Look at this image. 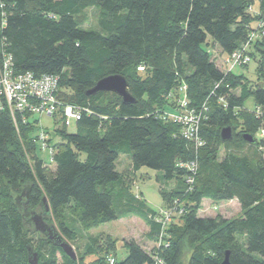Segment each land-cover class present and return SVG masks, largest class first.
<instances>
[{"label": "trees", "instance_id": "16d2710c", "mask_svg": "<svg viewBox=\"0 0 264 264\" xmlns=\"http://www.w3.org/2000/svg\"><path fill=\"white\" fill-rule=\"evenodd\" d=\"M89 8L98 12L97 31L80 27L78 17ZM260 21L264 0H258L255 12L253 0H0V59L9 55L18 73L58 76V99L80 111L75 133H67L60 120L53 121L59 126L53 132L45 130L49 138L58 137L49 146L53 169L37 155L39 120L18 114L15 127L8 111L0 112V264H29V247L38 264H85L82 256L71 259L24 225L20 199L26 198L32 211L43 197L49 223L70 209L73 222L63 214L55 226L66 243L79 232L76 225L89 228L128 215L144 221L152 252L123 242L126 257L118 262L115 254L103 252V264L109 257L114 264H153L154 256L163 264H220L225 251L231 264H264V140L249 144L241 138H255L264 126V36L248 50L257 61L254 85L233 70L221 71L208 51L209 44L225 56L238 50ZM112 75L126 79L133 103L124 104L110 92L86 94ZM182 83L190 107H207L199 131L204 145L198 148L161 116L175 105ZM249 97L252 110L244 107ZM224 127L233 135L225 143ZM245 146L253 152H245ZM221 148L225 153L219 158ZM121 155L129 157L134 173L141 168L156 173L161 208L177 202L183 210L159 247L157 210L125 184L117 170ZM191 162L194 172L180 166ZM205 199L236 200L241 213L229 221L199 217ZM237 235L244 237L243 250L232 248ZM219 240L229 247L217 246ZM110 246L116 252V241L108 236L89 238L83 254Z\"/></svg>", "mask_w": 264, "mask_h": 264}, {"label": "built area", "instance_id": "2783aa9c", "mask_svg": "<svg viewBox=\"0 0 264 264\" xmlns=\"http://www.w3.org/2000/svg\"><path fill=\"white\" fill-rule=\"evenodd\" d=\"M251 10V9H250ZM264 36V21L256 24L255 30L251 33L249 40L238 50L224 57L223 65L225 72H230L238 67L249 65L251 57L248 54L250 43ZM144 67H138L139 72H143ZM59 77L44 75L35 77L32 73H18L12 64L9 55L2 54L0 59V112L7 110L10 114L14 126H17V115L24 117V113L30 115V118L36 119L46 117L49 119L60 120L61 125L68 129L80 118V111L76 106L63 104L57 97ZM220 103L224 100L219 99ZM207 112L206 103L197 109L189 106L187 97V88L181 84L178 89V98L175 99V105L169 106L161 116L164 120L177 124L180 136L190 142L196 148L204 145L199 131L205 114ZM256 113L259 115V111ZM25 118V117H24ZM28 120V119H27ZM256 135L264 139V126H262ZM49 134L40 129L37 136V143L42 146H48L46 141ZM46 144V145H45ZM50 155L52 154V149ZM181 167L187 168L194 172L196 163L180 164ZM192 183V178L187 180ZM183 210L177 205V202L167 208H159L155 216V222L161 225V234L157 247L163 244V238L167 237L166 230L174 221L175 216H181ZM108 264H114V259L109 257ZM153 264H163L160 258L154 256Z\"/></svg>", "mask_w": 264, "mask_h": 264}, {"label": "rangeland", "instance_id": "374dc122", "mask_svg": "<svg viewBox=\"0 0 264 264\" xmlns=\"http://www.w3.org/2000/svg\"><path fill=\"white\" fill-rule=\"evenodd\" d=\"M4 6H2L3 8ZM258 10V0H253V11ZM80 27L84 30H98V12L95 8H89L84 10L80 16L78 17ZM208 51L211 54V59L216 64V66L221 70L224 71L225 67L223 65V60L225 55L222 54L217 46H214L212 44H209ZM257 68V61L256 59L252 60L249 65L238 67L237 69L233 70V74L243 75L246 80L251 84L254 85L257 83L255 70ZM244 107L252 110L253 109V99L252 97H249L244 102ZM9 113V112H8ZM26 113H24L25 115ZM10 115V114H9ZM39 122L37 125L38 131L37 134L40 131V128H43L42 130H47L49 132H53L55 128L59 127L58 124H54L52 119L46 118V117H40L38 118ZM76 127L73 124L70 128L67 129V133H75ZM258 133V132H257ZM38 136V135H37ZM50 142L48 143V146H42L41 143H37V155L46 163L51 165V156L49 150V146H53L58 142V137L53 133H51L50 136ZM255 139L257 141H260L261 138L259 135L255 136ZM264 140V139H263ZM46 145V144H45ZM51 149V148H50ZM245 152L251 154L254 149L249 148L247 146L244 147ZM261 155L264 160V148H261ZM225 153V149L221 148L218 156L219 158L223 157ZM53 169V166L50 167ZM117 170L122 175V178L124 179L125 184L131 188V192L133 195L138 196L140 199L146 202L147 206L152 210H158L160 207L163 206L162 198L158 191V184L155 180L156 173L154 171L148 170L146 168H141L139 172L134 173L132 171V167L130 164V159L126 155L119 156L117 160ZM171 205V204H170ZM200 213L199 215H202V217L205 218H213L216 216H220L223 219L229 221L232 219L237 218L240 213V207L237 201H226L224 203H218V204H210V203H204L200 207V210H198ZM197 212V213H198ZM66 214V219H68V222L71 221V217H73L71 211L69 208H67L64 212L60 211L56 216H52V222L56 225L57 219H62V215ZM64 216V215H63ZM178 216H175V220L178 222ZM56 219V220H55ZM70 219V220H69ZM52 223V224H53ZM76 228H78L79 232L76 233V237L72 239L71 241H68L67 244L70 245L73 248V251L75 253L76 259L79 258V256H82L84 258L85 264H103L100 257L102 256L103 252L109 251L113 256L115 254V259L120 262L122 261L126 255L127 250L123 244V242L128 241H134L139 246H141L144 250L151 253L153 250L154 244L149 242L147 238L148 234V228L144 221L137 215H128L123 219H119L117 221L108 222V223H101L94 225L93 227L89 228H83L81 225H76ZM109 237L112 240L116 241V252L115 249L112 248V246L109 247L108 250H105V247H99L97 251L90 256H86L84 253V244L88 241L89 238H102ZM33 237V246L36 248V238ZM167 237L163 238V244L167 243ZM219 243L221 246H224V248L229 247L228 245H224V242L219 240L217 241V246H219ZM157 245H155V248ZM234 250H243L244 249V237H241L237 235L235 237V243L232 246ZM223 257V255H222Z\"/></svg>", "mask_w": 264, "mask_h": 264}, {"label": "water", "instance_id": "95a60500", "mask_svg": "<svg viewBox=\"0 0 264 264\" xmlns=\"http://www.w3.org/2000/svg\"><path fill=\"white\" fill-rule=\"evenodd\" d=\"M97 92L114 93L121 98L124 104L135 101L128 92V82L120 75H112L99 80L86 94L91 95ZM232 138L233 135L230 127H224L220 131V139L223 143L231 141ZM241 138L249 144H256L257 142L249 134H242ZM20 200L21 202L18 207L22 211V216H24V225L29 227L31 231L38 233L41 238L49 240L53 245L60 247L67 256L75 260L76 256L73 248L61 239L54 224L47 222L50 220L51 215L46 198L43 197L38 207L32 211H27L26 198ZM28 262L29 264H38L37 252L33 251L30 247L28 248ZM220 264H231L229 261V251L224 252V257Z\"/></svg>", "mask_w": 264, "mask_h": 264}, {"label": "crops", "instance_id": "0c3cea01", "mask_svg": "<svg viewBox=\"0 0 264 264\" xmlns=\"http://www.w3.org/2000/svg\"><path fill=\"white\" fill-rule=\"evenodd\" d=\"M231 201H234V200H231ZM236 201V200H235ZM204 203H210V204H215V203H212L211 201H209V200H202V202H201V206L202 205H204ZM220 203H224V202H220ZM161 208V207H160ZM200 210V209H199ZM200 213L198 212L197 213V215L199 216V217H202V215H199ZM149 242H151V241H149ZM152 243V242H151Z\"/></svg>", "mask_w": 264, "mask_h": 264}]
</instances>
